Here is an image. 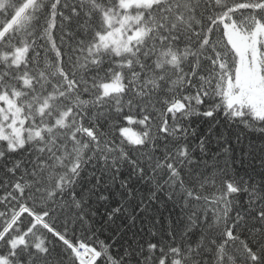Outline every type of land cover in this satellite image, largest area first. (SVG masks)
<instances>
[{"label":"snow or ice","instance_id":"snow-or-ice-1","mask_svg":"<svg viewBox=\"0 0 264 264\" xmlns=\"http://www.w3.org/2000/svg\"><path fill=\"white\" fill-rule=\"evenodd\" d=\"M0 264H264V0H0Z\"/></svg>","mask_w":264,"mask_h":264}]
</instances>
